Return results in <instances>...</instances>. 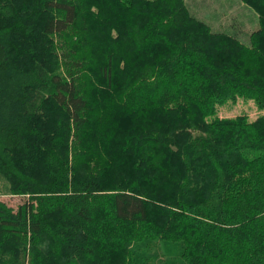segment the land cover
I'll use <instances>...</instances> for the list:
<instances>
[{
    "label": "trees",
    "instance_id": "1",
    "mask_svg": "<svg viewBox=\"0 0 264 264\" xmlns=\"http://www.w3.org/2000/svg\"><path fill=\"white\" fill-rule=\"evenodd\" d=\"M241 1L248 44L184 0H0V178L26 197L0 264H264V115L215 109L264 110Z\"/></svg>",
    "mask_w": 264,
    "mask_h": 264
},
{
    "label": "rangeland",
    "instance_id": "2",
    "mask_svg": "<svg viewBox=\"0 0 264 264\" xmlns=\"http://www.w3.org/2000/svg\"><path fill=\"white\" fill-rule=\"evenodd\" d=\"M189 13L207 23L214 32L235 36L238 41L248 44L250 35L258 28L257 13L241 0H184ZM218 118L246 116L249 122L264 115L252 99L236 98L215 107ZM210 120V118H208ZM7 185L0 178V201L13 211L26 201V197L10 195ZM159 249L170 254L177 253L176 244L159 243Z\"/></svg>",
    "mask_w": 264,
    "mask_h": 264
}]
</instances>
